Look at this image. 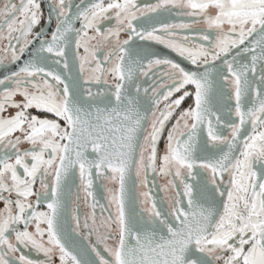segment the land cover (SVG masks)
Here are the masks:
<instances>
[{"label":"snow or ice","instance_id":"6c2138e0","mask_svg":"<svg viewBox=\"0 0 264 264\" xmlns=\"http://www.w3.org/2000/svg\"><path fill=\"white\" fill-rule=\"evenodd\" d=\"M0 70V264H264V0H0Z\"/></svg>","mask_w":264,"mask_h":264},{"label":"flooded vegetation","instance_id":"af4514ba","mask_svg":"<svg viewBox=\"0 0 264 264\" xmlns=\"http://www.w3.org/2000/svg\"><path fill=\"white\" fill-rule=\"evenodd\" d=\"M74 3H79V0H73ZM155 0H139L140 4H149V3H154ZM160 19H163L167 22H179L181 20V17L175 15V13H164ZM43 26V25H42ZM77 27H79V24L77 23L76 25ZM197 28H203L204 25H196ZM37 31H39V29H36ZM45 31H47V29H45ZM82 51V50H81ZM153 51H155L156 53H158L159 55L162 56H167L169 58L175 59L178 62L180 61V58L175 56V54L171 53L169 50L163 48L162 46L156 45L153 48ZM69 55L71 56L72 53L69 52ZM23 59H27V56H25ZM182 66L185 67H189V65L187 64V62H182ZM73 75L75 76L77 74L76 72V68L75 66H73L72 69ZM3 71L0 70V75H3ZM187 103H190V101H188ZM187 103L185 105H183L182 107H186ZM23 147H28L27 145H24ZM171 179V177H163L159 174L153 175L152 173H149V185L148 187H145L142 183H140V180L136 179L134 176L132 177V179L129 181V191H130V195L133 198L134 201V205L136 208V211L139 212L140 208L143 206L141 204V201L144 199L143 193L149 191V188L151 189V195L155 198L158 207L164 208L167 206L168 203V198L170 196L173 195V192H168L165 193L163 192L161 189L164 185L167 184V181ZM135 180V183H133L132 181ZM117 187V185L110 183L107 180H100V179H96L94 181V185H93V192H94V196L98 202V205L101 206H105L107 209L108 206V189H115ZM79 189V178L78 175H76L70 182L68 185V195H67V203H68V208L71 211L73 208L78 209V211L81 214V218L83 219L85 214L90 213L91 209H90V204L92 201V198L89 197L88 201L85 202L83 196V192L80 191L79 193V199H77V192ZM34 199V198H33ZM150 204V202H149ZM0 208H3V204H0ZM41 210H47L45 205L41 206ZM97 212V223H100V208L97 207L96 209ZM108 215V210H105L103 212V217H107ZM69 225H72V221H71V217L69 216ZM103 229L101 228V231ZM93 242H95V236L92 237ZM77 243H80L79 238H77ZM109 244H113L114 241L109 240L108 241ZM101 249L103 248V245L100 246ZM27 251V250H25ZM33 259H42V255L37 256L34 252L33 253H29ZM105 255H107L105 253ZM58 264V261H57Z\"/></svg>","mask_w":264,"mask_h":264}]
</instances>
